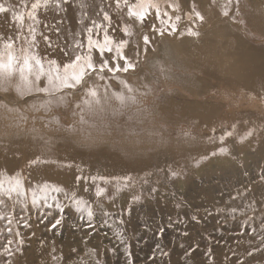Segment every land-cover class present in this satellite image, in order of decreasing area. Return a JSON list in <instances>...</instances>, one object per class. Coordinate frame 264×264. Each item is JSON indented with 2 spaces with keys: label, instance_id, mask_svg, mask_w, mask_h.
Here are the masks:
<instances>
[{
  "label": "rangeland",
  "instance_id": "374dc122",
  "mask_svg": "<svg viewBox=\"0 0 264 264\" xmlns=\"http://www.w3.org/2000/svg\"><path fill=\"white\" fill-rule=\"evenodd\" d=\"M243 4L242 0L238 5ZM162 6L163 11L153 10L138 18L136 40L123 47V58L105 51L108 66L102 71L99 65L104 60H93L96 70L54 94L39 91L13 101L0 91V132L24 141H46L52 136L63 141L75 160L73 156L55 159L59 163L53 167L57 171L62 164H73L68 189L90 202L98 186L113 197L104 200V210L112 215L104 217L97 210L95 227L87 226L86 213L76 211L62 193L49 192V203L56 195L68 205L62 224L55 229L51 225L61 215L58 210L42 206V201L40 207L29 206L23 212L17 207V220L26 217L30 227L21 221L20 237H16L17 225L13 224L12 247L21 238L24 244L12 260L18 254L22 264H50L55 256L77 264L87 250L96 249L100 264H127L128 257L116 239L120 231L130 244L132 264H238L239 260L258 264L264 260V253L247 256L264 235V153L255 152L264 146V94L180 70L174 53L167 57L169 64L157 66L153 59L162 54V42L175 45L172 51L183 55L194 47L178 44L191 37L187 29L196 18L186 15L174 23L181 15L173 11L183 7ZM195 6L199 5L193 2ZM95 50L93 59L94 52L99 53ZM221 148L226 151L220 152ZM84 150L87 154H82ZM101 166L107 170H100ZM170 167L182 169V175L169 178ZM145 173H153V180L159 178L157 186L163 195L130 204L139 186L117 191V184L126 175ZM128 208L131 212L125 214ZM232 208L237 211L231 213ZM193 215L198 222L191 219ZM104 219L108 225L101 227ZM4 224L0 221V231ZM8 238L6 232L0 234V248ZM157 244L167 256L161 257ZM112 248L117 250L113 253ZM5 259L0 257V264Z\"/></svg>",
  "mask_w": 264,
  "mask_h": 264
},
{
  "label": "bare ground",
  "instance_id": "6f19581e",
  "mask_svg": "<svg viewBox=\"0 0 264 264\" xmlns=\"http://www.w3.org/2000/svg\"><path fill=\"white\" fill-rule=\"evenodd\" d=\"M32 2L34 0H27L29 8ZM193 2L199 6L192 8ZM240 2L242 0H119L117 4V0L110 2L106 0H61L60 9L49 6L37 11L40 23L35 25L34 46L23 40H16L15 43L17 47H33L34 54L43 60L45 68L48 67L49 60L57 61L62 68L68 60H74L76 55L84 54L83 47L77 48L76 45L79 43L85 46L89 28L93 29L92 38L96 36V39L101 41L107 30V35L113 41V47L120 41H125V46H132L131 42L136 40V35H134L136 24L140 22L138 18L153 10L163 11L160 6L163 7L162 5L166 3L173 6L179 5L183 7V10L173 11L175 15H181L178 16L180 20L174 23L182 22V17L186 15L194 16L196 20L187 29L191 37L184 38L178 47H194L188 54L183 55L179 53L180 51H172L173 48H177L175 45L162 42V54L153 59L157 60V66L169 64L167 57L174 53L175 66L180 70L200 73L205 78L209 76L217 78L222 83L235 84L254 94H264V0H243V6L238 5ZM11 3L17 7L18 11L21 10L19 0H11ZM232 11L235 12L232 13ZM105 12L108 13L110 22L104 20ZM29 23L30 21L25 19L24 35H27ZM96 25L100 27L97 28ZM18 29L19 25L13 23L9 15L0 14V36L15 38ZM45 36L48 37L47 41L44 39ZM110 53L113 55L115 51ZM105 58L94 52V61L105 60ZM180 58H186L185 62H178ZM170 61L173 62V60ZM64 87L67 86L50 83L47 76H40L37 79L35 74L31 77H22L17 72H10L0 77V91L8 94L13 101H16L17 97L23 98V96L39 91L54 94ZM203 92L206 93V91ZM11 128L15 129L16 126H11ZM3 135L1 131L0 172H5L7 175L19 173L24 179L26 189H36L43 183L49 182L69 190V180L73 179L74 171L71 172L72 170L68 167L54 171V164L30 165L29 163L37 158L62 161L65 157L73 156L72 159L75 160L74 155L70 154V147L65 148L63 141L55 139L54 136L50 137V135H48L50 139L46 141L41 138L24 141L17 135L11 138ZM255 152L261 155L264 153V146L256 149ZM82 154H87V151L84 150ZM100 170L104 171L107 168L101 166ZM85 174L88 173L85 172ZM98 254L99 252H97V258L100 260ZM12 264H22L18 254L14 256ZM50 264L67 263L56 260Z\"/></svg>",
  "mask_w": 264,
  "mask_h": 264
},
{
  "label": "snow or ice",
  "instance_id": "6c2138e0",
  "mask_svg": "<svg viewBox=\"0 0 264 264\" xmlns=\"http://www.w3.org/2000/svg\"><path fill=\"white\" fill-rule=\"evenodd\" d=\"M19 2L21 10L18 11L17 7L11 3V0H0V14L9 15L11 21L19 25V29L15 38L11 36L7 38L0 36V77L10 72H17L22 77H31L33 74H35L37 79H39L40 76H47L50 83H60L65 86H69L79 83L89 70H96V65L93 63L92 58L93 49L98 50L101 57H103L105 51L111 52L114 50L118 56L123 58L122 50L125 46V41H120L113 47V41L107 35V30H105L103 40L101 41L99 39L92 38L93 29L89 28L86 54L76 55L74 60H72L70 63L64 64L62 68L57 63V61L49 60L48 67L45 68L43 60L34 54L33 47H17L15 41L23 40L24 42L30 43L32 46H34L36 41L35 25L40 23L37 18V11L42 7L48 8L49 6H54L57 9H60L61 0H34V2L31 3L30 8L28 7L27 0H19ZM117 4H119V0H117ZM103 18L105 21L110 22V17L107 12L104 13ZM25 19L30 21L27 28V35L23 34ZM96 27L99 28L100 26L96 25ZM44 39L47 41L48 37L45 36ZM76 47L81 48L84 47V45L78 43ZM107 66L108 61L104 60V62L99 65V68L102 71ZM91 94L95 95L94 92ZM222 141L223 137L221 138V142ZM219 151L224 152L226 149L221 148ZM211 155H216V153H212ZM29 163L30 165H38L56 164L59 162L52 159L37 158L36 160H32ZM201 163L202 158L195 162V166L199 167ZM61 166L71 168L73 167V164L69 162L62 164ZM182 171V169L177 171L170 167L169 178L180 177L182 175ZM153 175V173H145L140 177L126 175L119 180L116 190L120 191L121 188L135 190L137 186H139L140 191L138 194H134L132 196L130 204L143 203L148 198L154 199L157 197V195L163 194L159 192V188L157 186L161 183V181L159 178L153 180ZM78 179H80V177H78ZM100 179L101 181H105L104 177H100ZM261 179L264 180V174L261 175ZM38 188L39 192H37L35 188L26 189L24 186V179L19 173L7 175L5 172H0V221L5 222L4 229L3 231H0V234L6 232L9 237L4 243L3 247L0 248V257L6 258L2 264H12L11 257L15 252H19L24 244V241L21 238L15 241L17 247L15 249L12 247L14 244V240L11 238L14 232L13 224L15 223L17 225V230L14 233L16 237H20L18 227L21 221L25 227H30L26 217L22 216L19 220H17V217L15 216V209L17 207H19L21 212H23L26 211L29 206L40 207L42 201V206L47 207L48 209L54 208L61 214L60 217L57 218L51 225V228L55 229L57 226L62 224L64 219L63 213L68 205L61 203L56 195L51 196L52 203H49V192L62 193L65 201H70L71 206L74 207L76 211L86 213V224L88 227H95L97 210H99L104 217H110L112 215L111 213L104 210V200H113V197L107 196V189L105 187H96L94 192L95 200L92 202L86 200L82 196H79V194L74 190H66L63 186L53 185L48 182L43 183V185L38 186ZM145 192H147V196H145ZM235 198L236 197H232V199ZM180 206L181 205L177 203L176 207L179 208ZM230 211L231 213H235L237 209L232 208ZM130 212L131 208L125 210V214H130ZM48 215H51V212H49ZM191 219L198 222L196 215H193ZM119 222L120 224L124 223L122 219ZM106 225H108V220L104 219L101 227ZM160 231L162 233L163 229ZM251 231L254 233L256 229L252 228ZM183 235H187V233L185 232ZM116 239L119 244L123 246L124 254L128 257L127 264H132L131 252L129 250L130 244L125 238V233L123 231L117 232ZM156 249L159 250L161 257L168 255L166 251L161 249L159 244L156 245ZM116 250V248L110 249V251L113 253ZM53 251H55V249H53ZM73 251L75 252L76 249H73ZM208 251L210 253L211 249ZM256 253H264V235L260 237L259 245L252 247L251 250L247 251V256L254 257ZM190 254L191 253H188V255ZM58 259H62V257H53L54 261ZM78 264H100V261L97 258L96 249L87 250L84 255L79 258ZM238 264H245V262L243 260H239ZM258 264H264V260L259 261Z\"/></svg>",
  "mask_w": 264,
  "mask_h": 264
}]
</instances>
